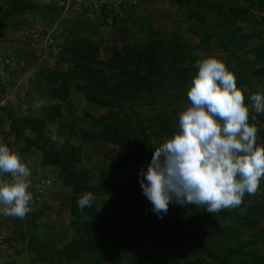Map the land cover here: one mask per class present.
Masks as SVG:
<instances>
[{"label": "trees", "instance_id": "trees-1", "mask_svg": "<svg viewBox=\"0 0 264 264\" xmlns=\"http://www.w3.org/2000/svg\"><path fill=\"white\" fill-rule=\"evenodd\" d=\"M207 1L172 0L175 7L183 9L182 20H193L189 30L194 33L196 29H201L195 46L188 40L181 39L178 34L181 26L177 22L172 25L174 29L164 27V31L152 30L148 25L146 37L138 40V43L104 46L107 53L105 58L99 56L98 44L87 36H80L64 48L69 56L67 60L72 66L47 75L46 79L56 85L50 90V96L58 103H65L72 93H80L91 109H105L106 113L98 118L86 115L102 128L99 139L124 148L121 158L113 159L106 168L98 172L96 185L90 183L87 173L76 170L75 163L79 160L77 147L66 144L62 148H56L43 137L40 127L34 121L12 120L10 127L17 138L23 136L22 129L27 126L36 132L38 139L26 138V141L41 153V162L44 165L58 170L63 184L72 188L74 193L70 215L75 219L73 225H76L74 230L78 237L69 245L58 249H54L53 243L43 246L30 239L29 246H35L34 253L39 263L52 264L55 259L62 260L67 254L71 263L74 260L79 264L88 261H91L90 264H98L100 258H109L121 249L115 227L136 219L133 215L135 204L116 198L111 199L108 206L96 207L93 204L92 207L80 211L77 201L85 192L121 195L136 192L140 187V178L131 167L147 162L153 145L138 119L134 120V116L128 114L120 116L130 101L135 100L148 107H160L161 111L150 117L151 128L165 135L175 133L177 123L171 118L176 115L179 122L178 114L182 110L169 114L168 108L185 103L191 80L198 72L191 62L210 55L221 58L235 71L238 87L248 89L245 92L246 103L252 93H261L264 89V40L261 46L253 50V62L246 55L237 53L240 44L249 41V36L262 37V33L255 27L251 31L241 32L240 25L247 23L255 26L264 19V16L259 17L264 11V0H239L249 3L248 7L241 9L225 6L232 0ZM254 6H257V10L253 9ZM43 8L48 16H53L52 7L42 6L34 0H9L7 5L0 8V25L5 24L8 15ZM204 10L207 11L206 17L202 14ZM212 13H215V21L219 25L208 23L207 16ZM97 14L110 16L105 3L97 7ZM110 19L117 21L116 16H110ZM238 22L240 23L237 25ZM89 33H97V28ZM60 115V106L55 104L46 111L45 118L55 120ZM251 123H255L259 129L258 142H264V115H259L256 121L250 120ZM28 150L27 147L23 148V151ZM199 210L200 216L195 215L186 224L182 223V214L179 212L173 218L164 215L162 219L156 213L153 216L144 215V221L135 229H128L122 238V242L125 241L122 247L129 257L126 264H153L157 258L172 252L184 238L192 239L193 245L212 264H263L264 258L260 256L255 240L264 239L259 229V224L264 222V197L252 199L241 214L235 215L222 210L213 216ZM225 220L234 226L222 224ZM193 222L196 223L195 230H191L189 224ZM246 234L253 240L243 241ZM249 246H252L250 251L254 252L253 255L246 252ZM235 259H239L238 263ZM252 260L253 263L250 262ZM203 262V259H195L185 263H172Z\"/></svg>", "mask_w": 264, "mask_h": 264}, {"label": "rangeland", "instance_id": "rangeland-1", "mask_svg": "<svg viewBox=\"0 0 264 264\" xmlns=\"http://www.w3.org/2000/svg\"><path fill=\"white\" fill-rule=\"evenodd\" d=\"M34 1L42 6L52 7L53 16H48L45 8L30 10L22 14L8 15L4 21L5 24L0 25V142L6 143L18 151L32 169L29 191L34 196L32 211L25 218L0 215V264H42L36 261L35 246H29V241L38 242L43 246L53 243L54 249H58L69 245L75 237H78L74 230L76 225H73L75 219L70 215L71 199L74 196L72 188L63 184L56 168L48 167L41 162V153L26 141V138L38 139L36 132L27 126L22 129L23 136L17 138L10 127L12 120L29 119L34 121L40 127L43 137L56 148H62L66 144L77 147L79 160L75 163V168L80 173H87L92 185L98 183V172L106 168L113 159L121 158L124 152L123 147L99 139L98 135L102 132V128L93 123L86 115L90 114L98 118L106 113L105 109H91L80 93H72L65 103H58L51 98L50 90L56 85L46 79L47 75L58 70H67L72 66L67 60L69 56L64 48L70 46L76 38L87 36L100 46L99 56L105 58L107 53L104 46L122 45L129 42L138 43L140 42L138 40H143L146 37L148 25L152 30L161 29L164 31L166 28L170 30L175 22L181 26L178 30L181 39L188 40L193 46L199 41L201 34V29H196L194 33L189 30L188 27L192 26L193 20H182L184 18L183 9L175 7L172 0ZM208 1L210 3V0ZM8 2L9 0H0V8L2 9ZM103 3L107 6L108 16H116L117 21H111L110 16L97 14V7ZM248 5V2L239 0L229 1V5L225 4V6H235L240 9L246 8ZM253 9L257 10V6H254ZM202 14H205L204 17H206L207 11H202ZM261 16H264V11L259 15L260 18ZM207 17L208 23L220 24L215 21V13ZM240 27H242L241 32L243 33L253 30L254 27L262 33V37L259 38L249 36V41L246 44H240L237 51V53L246 55L253 62L255 54L253 50L261 46L264 40V19H261L255 26L244 23ZM94 28H97V33H89ZM193 63L195 66V62H191V64ZM242 89L248 92L247 87H242ZM261 93L264 94V89ZM37 101L44 102L40 108L34 107ZM55 104L60 106V117L55 120L46 119V111ZM187 105L188 100L186 99L184 104L178 103L168 108V113L173 114L175 110L183 111ZM126 106L120 116L128 114L134 116V120L138 119L153 145L152 154L147 158V162H141L139 165L131 167L133 172L141 178V169L146 170L147 164L155 152V146H159L174 133L165 135L151 128L150 117L158 114L161 111L160 107H148L135 100L130 101V104ZM171 119L177 123L176 132L178 130L176 115H173ZM260 144H264V142H258V145ZM25 147L29 150L23 151ZM94 196L93 204L96 207L108 206L109 201L116 198L135 204L136 209L133 215L136 219L130 220L126 225L123 223L115 227L121 249L109 258H100L98 263L126 264L129 257L123 248L125 241L122 242V238L128 229L131 227L135 229L144 221L142 219L144 215L153 216L155 214L152 211V204L142 194L141 184L133 193L94 194ZM259 197H264V177L261 178L257 194H246L239 208L236 206L225 211L235 215L241 214L252 199ZM177 212L182 214L183 224L190 222L195 215L200 216L201 214L195 205L170 204L166 216L173 218ZM189 224L191 230H195L196 223ZM222 224L234 226L227 220ZM259 229L264 236V222L259 224ZM251 240L253 239L248 234L243 236V241ZM255 241L259 247L260 256L264 258V239ZM251 248L252 246H249L246 252L253 255L254 252L250 251ZM91 258L93 259V256ZM195 259H203V264H212L193 245L192 239L184 238L172 252L157 258L153 264H173L174 261L185 263ZM69 260L66 254L65 258L55 259L52 264H79L78 261L73 260L71 263ZM238 261L239 259H235V262L238 263ZM250 262L253 263V260ZM90 263L91 261H88L85 264Z\"/></svg>", "mask_w": 264, "mask_h": 264}, {"label": "clouds", "instance_id": "clouds-1", "mask_svg": "<svg viewBox=\"0 0 264 264\" xmlns=\"http://www.w3.org/2000/svg\"><path fill=\"white\" fill-rule=\"evenodd\" d=\"M195 67L178 130L155 146L140 172L142 194L161 219L170 204L195 205L213 216L239 206L246 194H257L264 177V144L258 145L259 129L250 124L264 115V94L252 93L246 103L235 71L215 55L197 59ZM31 175L24 157L0 142V215L23 219L32 211ZM94 200L85 192L77 207L83 211Z\"/></svg>", "mask_w": 264, "mask_h": 264}]
</instances>
